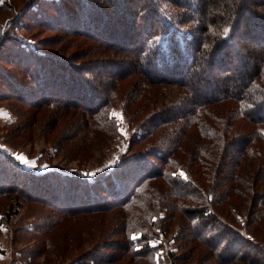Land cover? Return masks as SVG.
<instances>
[{
    "label": "trees",
    "instance_id": "obj_1",
    "mask_svg": "<svg viewBox=\"0 0 264 264\" xmlns=\"http://www.w3.org/2000/svg\"><path fill=\"white\" fill-rule=\"evenodd\" d=\"M9 3L0 2L13 14L0 24V62L19 70L0 64V101L15 98L32 110L16 132L39 128L57 151L84 160L118 137L125 143L110 168L92 174L35 173L12 149L1 151L0 195L53 208L38 233L113 216L106 234L81 235L97 240L99 261L119 250L152 262L159 246L151 240L179 227V244L203 257L264 264V246L247 228L264 203V0H199L188 45L172 38L169 52L152 46L161 31L147 9L178 10L181 0H27L13 10ZM9 22L65 33L79 46L88 40L92 54L66 53L49 37L27 44L2 34ZM240 182L253 197L244 225L242 200L229 199ZM163 247L162 264H179Z\"/></svg>",
    "mask_w": 264,
    "mask_h": 264
},
{
    "label": "rangeland",
    "instance_id": "obj_2",
    "mask_svg": "<svg viewBox=\"0 0 264 264\" xmlns=\"http://www.w3.org/2000/svg\"><path fill=\"white\" fill-rule=\"evenodd\" d=\"M5 1L9 0H0L1 3ZM26 1L11 0L9 5L13 10V6L20 8ZM181 1L185 5L178 10L168 6V3L159 4L162 7H158L157 9L153 6H150L149 10L147 9V11H151L157 16L161 31V35L154 38L151 42L155 50L169 52L172 38L181 40L184 46L188 45L193 35V28L198 22L197 8L199 0ZM12 15L9 8H0V24ZM138 21H142V19L139 17ZM3 29L2 34H6L7 31V35L17 37L27 42V44H32L40 38L49 37L56 42L52 45L54 48L65 46L66 53L74 55V53H81V50H83L85 53L88 52L86 55L92 54L87 46L90 43L88 40L80 39V41H86V44L79 46L75 42L70 43V36L65 33L47 30L43 27L26 28L13 22H9ZM8 41H5V46L1 47L3 49L2 52H5L9 47ZM65 50L63 51L65 52ZM86 55L83 59L90 57V55ZM0 64L10 71L19 70L14 65L7 66L1 62ZM122 110L121 106L114 108V114L120 121L122 120ZM31 112L32 110L18 99L8 97L6 100L0 101V154H3L1 151L12 149V156L26 170H31L35 173L58 170L67 174H77L78 172L92 174V172H96L100 168H110L124 146L125 141L121 136L112 145L107 146L104 152L95 148L93 156L88 160H84L82 157L83 153L79 157L65 155L63 151H57L54 143L46 138L42 130L39 132V128H37L33 136L29 133L25 134V132H16L20 124L28 116L27 114ZM18 115H20V122L17 121ZM47 116H44V118H47ZM121 129L123 130V128ZM28 135L30 136L28 137ZM250 179L254 181L252 177ZM5 182L1 181L2 184H5ZM246 185L247 183L245 182L238 183L237 188L239 189V193L236 191L229 195L230 200L235 197H237L238 203L242 200L241 205L233 204L243 212L244 217L245 215L247 216L250 201L253 198L251 197L247 200L244 195H249L248 188L245 187ZM257 188H259V184ZM227 206L230 207L231 205L227 204ZM257 208L259 213L256 217V222L247 228L249 233L259 240L258 246L260 247L262 246L261 244L264 246V203H259ZM52 212L53 208L45 206L44 203L36 200L28 201L22 196H17L15 193L0 195V264H82L85 261L93 263L95 260L94 264H162L166 258L165 249L164 247L162 248L163 244H167L176 252V255L179 257H177L176 261L179 264H225V262L219 261L216 257H203L196 251L192 252L189 246L185 245L182 247L179 244L181 242L176 240L179 234L181 235L182 233L179 227H175V230L169 234L166 240L159 238L151 240V244L159 246L155 252L149 253L150 256L153 255L154 257V261L152 262H147L144 258L134 259L130 254L119 250H105L108 256L112 253L119 256L111 258L108 261H99L94 259L93 256L94 252L100 251L98 247H94V243L97 240H92L94 236L82 237L81 235L86 231L94 235L93 229L104 231L106 234L110 231L108 225L111 224L114 217L110 216V219L103 220L104 216L101 214L99 216L93 215L95 218H91L89 221L81 220L75 222L71 220L67 224L38 233L35 229H38L37 226H41V223H44L50 217L48 214ZM164 212L165 210L163 214ZM246 222V217L241 219L242 225ZM183 231H185V228ZM68 232L72 233V235H67ZM254 232H257V234ZM139 236V233L133 234V237L138 238ZM180 257H183V259ZM255 257H258V255H255ZM236 263L249 264L242 263L240 260H237L234 264Z\"/></svg>",
    "mask_w": 264,
    "mask_h": 264
},
{
    "label": "snow or ice",
    "instance_id": "obj_3",
    "mask_svg": "<svg viewBox=\"0 0 264 264\" xmlns=\"http://www.w3.org/2000/svg\"><path fill=\"white\" fill-rule=\"evenodd\" d=\"M24 159H26V158H24ZM133 239H136V237H133Z\"/></svg>",
    "mask_w": 264,
    "mask_h": 264
}]
</instances>
